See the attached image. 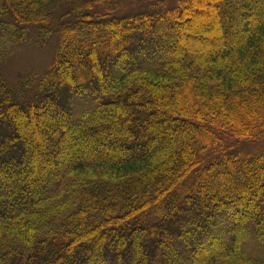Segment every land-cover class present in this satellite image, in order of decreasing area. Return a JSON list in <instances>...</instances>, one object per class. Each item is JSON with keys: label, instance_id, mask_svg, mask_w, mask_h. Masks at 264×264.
I'll use <instances>...</instances> for the list:
<instances>
[{"label": "trees", "instance_id": "1", "mask_svg": "<svg viewBox=\"0 0 264 264\" xmlns=\"http://www.w3.org/2000/svg\"><path fill=\"white\" fill-rule=\"evenodd\" d=\"M131 3L0 0V264H264V0Z\"/></svg>", "mask_w": 264, "mask_h": 264}, {"label": "rangeland", "instance_id": "2", "mask_svg": "<svg viewBox=\"0 0 264 264\" xmlns=\"http://www.w3.org/2000/svg\"><path fill=\"white\" fill-rule=\"evenodd\" d=\"M147 1H150L152 4L157 3V1L165 2V4L171 5L173 4V0H131V4L134 5V8H129L130 11L136 13L137 11H141L145 9L147 6ZM59 9L55 12V20L56 22L59 20L61 14ZM201 21H198L197 24L200 27H203L200 31L203 35H210L211 32H208L207 28L211 27L213 24L212 15L208 12L205 13L202 17ZM40 33L36 28H32L29 34V42L26 44H21L19 46H14L10 49L5 62L2 67V75L9 86H11L15 92L19 89L20 81L26 76H35V78L42 76L51 65V62L54 58V52L56 48V36L52 32L51 36H49L44 42L38 39ZM40 40V42L38 41ZM195 45L197 44V48H203L207 46L205 39L198 38L196 39H187ZM42 42V43H41ZM40 43V44H38ZM228 144H232L231 141L227 142ZM243 150L247 153H255L259 151H264V144H249L245 145ZM251 238H254L251 236ZM258 244V243H257Z\"/></svg>", "mask_w": 264, "mask_h": 264}]
</instances>
